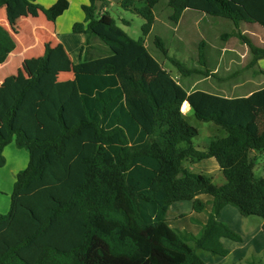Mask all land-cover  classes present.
I'll return each instance as SVG.
<instances>
[{
    "label": "trees",
    "instance_id": "obj_1",
    "mask_svg": "<svg viewBox=\"0 0 264 264\" xmlns=\"http://www.w3.org/2000/svg\"><path fill=\"white\" fill-rule=\"evenodd\" d=\"M102 1L89 0L82 6L85 24H76L74 31L83 29L98 38L109 54L73 65L79 107L70 115L68 99L53 100L49 110L59 129L56 135L30 137L16 121L23 119L32 91L38 92L51 77L50 58L61 48L47 44L32 77L18 85L16 93L6 94L5 100L0 97V168L6 163L5 148L13 142L31 154L29 165L17 175L13 193L14 202L19 201L16 212L29 229L20 239L11 238L12 214H0V264H207L199 251L227 257L230 250L222 239L242 242L243 238L220 220L225 207H237L245 218H261L264 232V176H255L251 158L254 151L264 153V87L234 98L189 92L149 51L145 37L152 32L155 8L162 1L171 7L170 20L176 25L186 10H193L231 20L237 27L246 22L264 29V0H141V7L124 0L125 9L145 19L144 37L138 40L108 13H97ZM19 6L33 14L40 11L55 23L70 3L57 0L46 8L35 0H0L11 27L17 14L26 12L18 13ZM241 38L251 50L253 65L264 59V48L254 46L243 34ZM155 45L168 58L160 37ZM16 47L11 32L0 24V66ZM169 60L184 77L202 73ZM185 104L199 121L216 124L226 136L215 137L206 150H198L193 141L199 132L188 123L182 111ZM88 138L95 147L76 165L77 184L63 189L64 200L40 198L32 205L39 197L32 196L27 198L30 206L21 205L27 189L48 181L49 169L66 158L69 144ZM211 158L220 167L223 184L185 165ZM201 195L213 197L201 234L172 228L167 220L170 207L190 201L196 212H203ZM61 220H68L72 229L61 227Z\"/></svg>",
    "mask_w": 264,
    "mask_h": 264
},
{
    "label": "rangeland",
    "instance_id": "obj_2",
    "mask_svg": "<svg viewBox=\"0 0 264 264\" xmlns=\"http://www.w3.org/2000/svg\"><path fill=\"white\" fill-rule=\"evenodd\" d=\"M49 1L35 0L36 3L46 8L51 7L46 6ZM70 1L72 2V9L64 21L61 33L54 27V24L51 25L46 20L42 12L34 11L35 14H33L32 11L23 9L21 6H19L18 13L23 10L26 12H23L24 15L17 14L15 26L11 27L8 22L4 23L17 45L15 52L0 67V82H2L0 83V97H4V100L6 94L12 90L13 93H16L18 85L32 77L36 63L44 54L47 44L52 48H61V52L53 54L50 58L51 77L43 81L38 92L32 91L28 99L29 105L25 106V110L22 109L24 110L23 119L20 116L21 118L16 121L21 129L24 127L26 134L30 137L35 133L40 137L42 135H56L59 132L49 110L53 100L68 99L70 101L68 104L70 115H73L78 109V91L74 81L73 65L83 60L109 54V51L108 53L105 52L108 48L101 40L97 38L99 40L97 41L95 37L88 36L83 29L77 32L74 31V27L71 28L73 23L80 22L83 15L81 3L89 4V0ZM123 1L104 0L99 2L97 13L99 15L108 13L131 38L135 40L143 38L145 19L135 12L125 9ZM134 1L137 7L143 6L141 0ZM171 15L172 9L166 1L157 5L155 24L152 32L145 37V44L163 67L170 71L187 91L192 92L201 89L225 97H236L239 95L247 96L264 87V76L259 74V67L264 70V59L262 63L253 65L254 57L251 50L241 38V34H243L251 40L254 46L264 48V29L260 25L242 22L237 27L231 20L193 10H186L181 21L176 25L170 20ZM2 18L7 20L5 8L0 9V19ZM124 21H128L129 24H125ZM157 37L163 40L168 51V58L163 57L156 47L155 40ZM99 42L103 48L100 47ZM169 58L178 60L189 69L202 73H194L184 77L179 74L176 65ZM9 78L13 82L7 85L6 80ZM33 94H35V100H33ZM26 101L25 99V103ZM188 107L189 105L185 104L182 111L188 123L198 129L199 134L193 141L196 147L206 146L215 137L226 136L225 130L216 124L199 121ZM43 116H46L47 119L43 120ZM84 130L87 131L88 129ZM94 147L95 143L90 138L80 140L77 144L70 143L66 158L49 169L48 181H43V183L27 189L26 197L21 200V205L30 206L27 198L32 196H39L35 197L36 201L34 199L32 205L39 204L40 198L45 201L49 197H55L63 201V189H73L77 184L74 175L76 165L81 162V159L89 157ZM257 154L254 173L257 178H260L264 175V155L263 153ZM4 155L6 163L0 168V214L11 212L12 222L10 223L9 235L18 240L26 235L29 226L20 220L16 212L19 201L18 198H15V202L13 200L14 185L17 175L29 165L31 154L13 142L5 148ZM203 166L209 168V166L201 165L200 169L203 171H205ZM197 170L201 171L198 168ZM60 172L62 173L60 174ZM222 178H224L223 175ZM215 182L220 183L218 180ZM179 204L182 207L185 206L182 210L184 214H187V206H190V203L184 201L179 202ZM230 208L235 213H233L234 211L229 213L225 220H222L220 216V220L232 229V227L240 225L236 215L238 214L240 218L242 215L237 207L231 206ZM243 218L251 229L259 228L258 233L264 236L261 218L257 216ZM60 226L66 230L71 228L68 220H61ZM247 241L249 242L250 239ZM255 243H245V246L234 247L232 250L227 248L231 253L227 257H215L203 251H199V254L205 261L208 257L213 259V264H264V244L262 243L263 247H260L259 241ZM244 252L245 255H243ZM217 259L220 261H216Z\"/></svg>",
    "mask_w": 264,
    "mask_h": 264
},
{
    "label": "crops",
    "instance_id": "obj_3",
    "mask_svg": "<svg viewBox=\"0 0 264 264\" xmlns=\"http://www.w3.org/2000/svg\"><path fill=\"white\" fill-rule=\"evenodd\" d=\"M56 1L57 0H50L48 2V5H46V6H52ZM69 3H70L69 9L61 17H59L55 23L50 22L51 25L54 24V27L57 28L60 33L62 32L61 30H62V27L64 25V21H65L67 15H69V13L71 12V9H72V2L70 0H69ZM84 4L85 3L82 2L81 3V7ZM62 17H65V18L62 19ZM84 21H85V15L83 13V15L81 16V19H80V22L79 23H84ZM7 22H8V20H5L3 18L0 19V24L3 25V26H5L4 23H7ZM76 24H78V22L73 23L72 26H71V28L73 29V27ZM95 40H97V38H95ZM97 41H99V40H97ZM99 45H100V47H102V45L100 44V42H99ZM16 49H17V47H16ZM103 51H105V49H103ZM108 51L109 50L107 49V51H105V52L108 53ZM262 60H260L258 62V64L259 63H262ZM259 69H260V73L259 74L264 76V70H262L261 67H259ZM0 83H2V82H0ZM196 90H201V89H196ZM196 90H194V91H196ZM203 91H205V90H203ZM210 93H213V92H210ZM213 94H215V93H213ZM221 96H224V95H221ZM241 96H245V95H239V96H236V97H241ZM228 98H234V97H228ZM208 144L206 146H199V147H196V148L198 150L203 151V150H206ZM263 155H264V153H263ZM257 156H258L257 152L254 151V152L251 153V158L254 160V162L256 161ZM185 165L193 173H196V174H204V175H207L209 177H212L214 179V181H217L218 180L220 182L219 184H223L224 181H225L224 178H222V172L220 170V167H219L217 161L214 158L206 159V160H203V161H200V162H197V163L186 162ZM201 165L209 166V168L207 167L208 168L207 169V168H204V166H203V168L205 170V171H203L202 169H200ZM197 168L199 170H201V171H198ZM199 199L205 204V209H204L203 212H196L194 210V208H193V202L188 201L190 203V206H187L188 207L187 208L188 210L186 212H188V213L187 214H184V211L182 210V208L185 207V206H183V207L180 206L179 202L174 203L170 207V209L168 211V214H167L168 224L172 228H174V229L180 230L182 232H188V233H191V234H193L195 236H199L201 234L204 226L207 224L208 219H209V214L212 211V201H213V197L210 196V195H201V196H199ZM230 207L231 206H227V207H225L223 209V211L221 213L222 220H225L226 217L228 216V214L234 211ZM233 213H235V211ZM236 217H237V221H238V223H240V225L239 226L237 225L236 227H232V229L234 231L238 232L242 236L243 241L242 242H235V241H233L231 243L230 241H232V240L229 241V239H225L224 238V239H222V243H223L224 247L225 248H229V249L232 250V248H234V247L235 248H238V247L245 246V243L254 244L255 242H258V241H259V246L260 247H263L262 243L264 244V236L261 235V233H258L259 232V228H257V229H251L250 226H248L249 224H246L244 222V218L242 216L240 218V216L237 214ZM249 229H250V231H249ZM247 233H249V234H247ZM249 239H250V241L248 242L247 240H249ZM243 255H245V252L243 253ZM216 261H220V260L217 259ZM205 262L206 263L208 262L207 264H213L212 263L213 262V259H211L210 257H208V259Z\"/></svg>",
    "mask_w": 264,
    "mask_h": 264
}]
</instances>
